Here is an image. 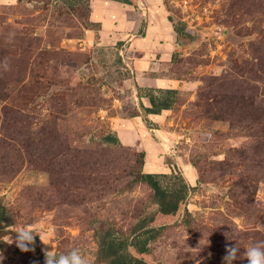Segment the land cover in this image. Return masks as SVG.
I'll return each instance as SVG.
<instances>
[{"label":"rangeland","instance_id":"1","mask_svg":"<svg viewBox=\"0 0 264 264\" xmlns=\"http://www.w3.org/2000/svg\"><path fill=\"white\" fill-rule=\"evenodd\" d=\"M90 1L0 0V264L74 247L108 264L97 234L125 240L157 212L141 172L190 187L149 225L164 227L149 264H223L235 244L247 264L264 240V0H159L146 34L134 14L106 26ZM147 89H174L172 109L146 116ZM21 227L36 234L26 252Z\"/></svg>","mask_w":264,"mask_h":264},{"label":"trees","instance_id":"2","mask_svg":"<svg viewBox=\"0 0 264 264\" xmlns=\"http://www.w3.org/2000/svg\"><path fill=\"white\" fill-rule=\"evenodd\" d=\"M114 1L133 7L136 6V0ZM168 21L171 22V19H168ZM90 25L93 24L91 23ZM183 29H178L173 26V31L177 35H180ZM147 90L144 96L138 97L145 98L148 101V106L140 103V108L146 116H160L162 113L172 109L176 100V91L174 89ZM134 117H136V114ZM102 141L106 144H120L117 136L112 137L111 135H107ZM180 177H178L180 180L179 183L174 182L173 185L163 186L160 179L170 181L174 178L176 179L177 175L173 173L171 175L139 173L134 180L147 185L151 189L154 203L157 206V212L150 214L148 217L136 223V225L134 224L129 236L125 240L112 235L100 236L98 233V257L106 260L108 264H149L147 261L150 252L149 245L164 231V227L149 228V225L154 222L157 214L163 216L174 215L178 211L179 206L184 204L190 190L188 183L184 178ZM9 222V218L4 213V208L0 205V229L2 228L1 223L8 224ZM3 246V243H0V249H3Z\"/></svg>","mask_w":264,"mask_h":264},{"label":"clouds","instance_id":"3","mask_svg":"<svg viewBox=\"0 0 264 264\" xmlns=\"http://www.w3.org/2000/svg\"><path fill=\"white\" fill-rule=\"evenodd\" d=\"M14 35V34H13ZM0 67L7 70L9 65L7 60L0 61ZM264 227V226H261ZM35 233L28 230L26 227H21L16 235L12 238L11 243H15L21 251H28L32 245ZM240 248L235 244L226 248V255L223 258V264H234L239 259ZM243 256L246 257L247 264H264V240L253 243L247 247ZM3 256L0 255V262ZM45 264H89L86 255L78 248L74 247L71 250L56 255L51 251L45 253Z\"/></svg>","mask_w":264,"mask_h":264},{"label":"crops","instance_id":"4","mask_svg":"<svg viewBox=\"0 0 264 264\" xmlns=\"http://www.w3.org/2000/svg\"><path fill=\"white\" fill-rule=\"evenodd\" d=\"M103 1L106 4V6H104V5H102V6L109 8V9H107L106 13L104 14L106 16V19L104 20V23H105L106 26L111 24L110 23V18L112 16H115V18H118L119 20H122L124 13H127L128 15L134 14L135 16L138 17V19H137L138 25L143 22L148 27V28L145 29L146 30V32H144L145 34L147 33L148 29H152L154 27V25L152 24L153 16L156 13L162 14L161 8L163 9V7L160 4L159 0H136V6L135 7L130 6V5H126V4H123V3H120V2H117V1H114V0H110V1L109 0H103ZM90 2L93 3V0L90 1ZM95 7L98 9L99 5H96ZM105 25L103 27H105ZM112 28H113L112 31L113 32H117L116 35H118L120 37V39L118 41L125 42L126 44H128L130 42V39H128L126 41L122 37V35L124 33L120 32V24H117V25L113 24ZM105 35H106V33L104 31V28H103L99 32V40H100V38L102 40L103 39L102 37L105 36ZM144 35L143 34H142V36L140 35L138 37V40L145 41L146 40V36H144ZM138 71H140V70H138ZM140 72L142 73L143 71H140ZM144 99L145 98H139L140 102L141 103L144 102L142 104L144 106H147L146 102H145L146 99L145 100ZM150 117H152V115H150ZM154 117H156V116H154ZM136 135H137V133H136Z\"/></svg>","mask_w":264,"mask_h":264}]
</instances>
